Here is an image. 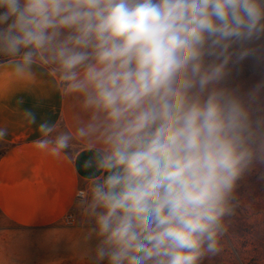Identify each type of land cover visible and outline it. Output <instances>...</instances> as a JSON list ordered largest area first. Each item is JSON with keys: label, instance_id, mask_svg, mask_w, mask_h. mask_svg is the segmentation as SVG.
I'll use <instances>...</instances> for the list:
<instances>
[{"label": "clouds", "instance_id": "obj_1", "mask_svg": "<svg viewBox=\"0 0 264 264\" xmlns=\"http://www.w3.org/2000/svg\"><path fill=\"white\" fill-rule=\"evenodd\" d=\"M264 35V0H0V52L45 54L93 120L96 258L199 264L219 251L238 180L264 163V83L221 87L234 44ZM59 136L52 151L66 147Z\"/></svg>", "mask_w": 264, "mask_h": 264}, {"label": "crops", "instance_id": "obj_2", "mask_svg": "<svg viewBox=\"0 0 264 264\" xmlns=\"http://www.w3.org/2000/svg\"><path fill=\"white\" fill-rule=\"evenodd\" d=\"M93 116L83 94L70 90L45 54L26 66L21 55L0 61V217L7 224L52 230L90 200L104 175L96 160L105 146L98 134L81 136L78 130ZM59 136L67 144L54 153Z\"/></svg>", "mask_w": 264, "mask_h": 264}, {"label": "rangeland", "instance_id": "obj_3", "mask_svg": "<svg viewBox=\"0 0 264 264\" xmlns=\"http://www.w3.org/2000/svg\"><path fill=\"white\" fill-rule=\"evenodd\" d=\"M241 50H247L248 55L228 64L220 86L246 98L257 84L264 83V35L229 49ZM9 56L0 52V61ZM253 107L264 110V90ZM88 202L71 224L61 223L47 231L20 229L0 217V264H106L96 258L99 238L95 219L87 211ZM230 207L219 251L206 254L199 264H264V163L253 162L241 176Z\"/></svg>", "mask_w": 264, "mask_h": 264}, {"label": "built area", "instance_id": "obj_4", "mask_svg": "<svg viewBox=\"0 0 264 264\" xmlns=\"http://www.w3.org/2000/svg\"><path fill=\"white\" fill-rule=\"evenodd\" d=\"M76 198L78 200H82L85 198V192L83 190H79L76 194ZM73 222V217L71 215H66L63 219V224L69 225Z\"/></svg>", "mask_w": 264, "mask_h": 264}]
</instances>
